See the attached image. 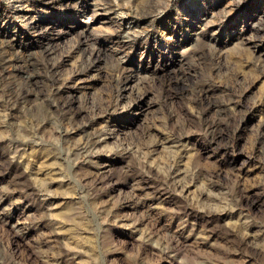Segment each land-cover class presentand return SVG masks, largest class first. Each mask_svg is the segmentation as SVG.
<instances>
[{"label": "rangeland", "instance_id": "obj_1", "mask_svg": "<svg viewBox=\"0 0 264 264\" xmlns=\"http://www.w3.org/2000/svg\"><path fill=\"white\" fill-rule=\"evenodd\" d=\"M0 264H264V0H0Z\"/></svg>", "mask_w": 264, "mask_h": 264}]
</instances>
